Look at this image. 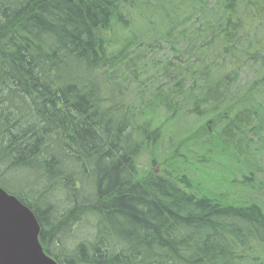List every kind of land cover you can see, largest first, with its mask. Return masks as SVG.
<instances>
[{
    "label": "trees",
    "instance_id": "obj_1",
    "mask_svg": "<svg viewBox=\"0 0 264 264\" xmlns=\"http://www.w3.org/2000/svg\"><path fill=\"white\" fill-rule=\"evenodd\" d=\"M0 16V95L17 86L2 104L32 127L0 131V183L35 179L7 188L59 220L41 231L51 257L264 264V0H0ZM113 25L127 34L116 44L99 34ZM160 50L166 85L128 102L127 79L139 87L142 56ZM244 64L258 71L243 92ZM84 217L92 237L56 250Z\"/></svg>",
    "mask_w": 264,
    "mask_h": 264
},
{
    "label": "rangeland",
    "instance_id": "obj_2",
    "mask_svg": "<svg viewBox=\"0 0 264 264\" xmlns=\"http://www.w3.org/2000/svg\"><path fill=\"white\" fill-rule=\"evenodd\" d=\"M142 27H140L141 29ZM147 29V26H144L141 30L145 31ZM99 34H101L106 41L110 42L111 44L117 43L122 38L126 37L127 34L123 30H120V28L117 25H113V27L109 30H102L99 31ZM165 58V53L162 52V50L156 52H149L147 53L144 57L142 56V62H150L149 66H145L144 68H138V73L142 75L141 80L139 82V87H133L134 83L129 82L130 78L127 79L126 84L129 85V90H124L123 91V96L126 98V100L129 102L134 98H141L143 100H147L153 93V91L158 88L159 86H165L166 81L165 79L160 77L161 73L156 72L155 69L157 66L161 63V61ZM258 71L257 66L252 67L250 65H243L242 66V71L239 72L238 76V81L237 85L239 86V89L243 90V92L247 89V84L249 83L250 80H252L255 77L256 72ZM132 79V76H131ZM128 82V83H127ZM127 87V86H126ZM194 120V116H188L184 121L190 122ZM149 153L144 152L138 159V169L140 171H146L149 169L150 163H149ZM262 166H264V152L262 156H260V162ZM154 170L158 169L159 166L155 165L153 166ZM261 176L264 178V173ZM33 177L30 176L27 172H23L20 177L17 179L23 182H27L28 180H31ZM20 181H2L0 184L2 186H9L12 185L16 188H20L23 186L22 182ZM231 195L230 197H239V198H245L246 197V191H242V188H240L239 185H235L229 189ZM264 203V201H262ZM92 220L88 219L87 217H84L80 219V221L75 224L72 227L71 233L67 236H65L62 240L63 242L60 244L59 247H57L58 251L61 253H66V252H71L73 247L81 242V241H86L90 237H92L93 234V228L91 227ZM63 249H62V248ZM55 247L53 246V249Z\"/></svg>",
    "mask_w": 264,
    "mask_h": 264
},
{
    "label": "water",
    "instance_id": "obj_3",
    "mask_svg": "<svg viewBox=\"0 0 264 264\" xmlns=\"http://www.w3.org/2000/svg\"><path fill=\"white\" fill-rule=\"evenodd\" d=\"M38 232L29 208L0 186V264H59L43 250Z\"/></svg>",
    "mask_w": 264,
    "mask_h": 264
},
{
    "label": "bare ground",
    "instance_id": "obj_4",
    "mask_svg": "<svg viewBox=\"0 0 264 264\" xmlns=\"http://www.w3.org/2000/svg\"><path fill=\"white\" fill-rule=\"evenodd\" d=\"M2 11H6V7L5 6H3L2 7ZM3 19H4V17L3 16H0V29H2V27L4 26V24L5 23H3ZM222 77L223 76H217V78H219V80H221L222 79ZM221 78V79H220ZM200 82H201V84L204 86V85H206V77H203L201 80H200ZM225 84L223 85V86H221V89H225V93L226 92H231L232 91V85H231V81L230 80H225ZM16 85L13 87L14 89H11V91H9V93H3L2 92V94L0 95V106H2V105H4V104H2V103H5V102H7L10 98H11V95H12V92L13 91H15V89H16ZM1 91V90H0ZM20 91V90H19ZM20 94V96L22 97V108L23 109H29V108H31V106H32V104H31V100L29 99V97L27 96V94H26V91H20L19 92ZM9 111H11V109L7 106V105H4ZM230 107V105L229 106H227V108H229ZM13 111H15V110H13ZM14 114L15 113H13L12 111H11V113L10 112H8V113H2V114H0V116H2V118H4L5 120H7V122H3V121H1L0 120V131H3V130H6V129H8L9 127L10 128H12V129H25V130H30L32 127H25V126H19V125H12V124H10V123H8V121L9 122H11V123H13V122H15L16 121V119H15V116H14ZM17 115V114H16ZM37 124H36V128L37 129H39L40 127H44V126H42V124L41 123H38V122H36ZM41 124V125H40ZM43 147V144H42V142H41V145H40V147H39V149L41 150V148ZM19 177V176H18ZM17 177V178H18ZM2 181H7L6 179H2ZM35 181V179H31V180H28L27 182H25V183H27V184H31V183H33ZM0 186L8 193V194H10V195H13V196H15V197H17L15 194H13V193H11L10 191H8V188L7 187H9L10 186V184H9V186H2L1 184H0ZM51 188H56L54 185H52V186H50L49 187V189H51ZM59 195V194H58ZM18 198V197H17ZM27 206V205H26ZM28 208H29V210H30V212L34 215V217H35V219H36V221H37V223H38V225H39V228H40V232H38V241H39V243H40V245L42 246V248H43V244H42V240H41V231H42V228H43V230L44 231H46L47 233H51V232H53L55 229V227H59L60 226V222H59V220H57L56 218H54L53 219V217H51V215H49V213L48 212H46L45 210H41V213H40V217H41V219H40V221H39V219H38V217H37V215H36V212H35V210L34 209H32V208H30L29 206H27ZM42 224V225H41ZM74 224H76V223H74ZM46 239V238H45ZM118 244H120V243H118ZM53 244H50V246H52ZM167 252H169L170 253V249L167 251ZM195 259V258H194ZM197 259V258H196ZM195 259V260H196ZM200 260V259H199ZM80 261V259L78 258L77 259V263H80L79 262ZM192 261V262H191ZM190 262V264H198L199 262L198 261H193V260H191Z\"/></svg>",
    "mask_w": 264,
    "mask_h": 264
}]
</instances>
